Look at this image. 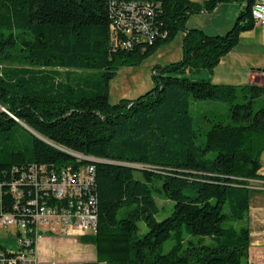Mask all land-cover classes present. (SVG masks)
Listing matches in <instances>:
<instances>
[{
    "label": "trees",
    "instance_id": "obj_1",
    "mask_svg": "<svg viewBox=\"0 0 264 264\" xmlns=\"http://www.w3.org/2000/svg\"><path fill=\"white\" fill-rule=\"evenodd\" d=\"M117 1L154 4L158 35L115 48ZM227 2L240 12L226 34L187 27L192 14ZM255 2L0 0V183L32 165L95 168L96 231L79 240L97 246L96 260L40 264H249L251 181H264V85L217 84L212 75L255 27ZM179 31L183 58L157 68L146 93L112 104L119 66ZM202 71L209 77L192 78ZM204 100L224 102L227 113L193 114L192 103ZM157 195L172 204L162 220ZM10 201L4 195L5 210ZM119 239L128 241L126 259L113 255Z\"/></svg>",
    "mask_w": 264,
    "mask_h": 264
},
{
    "label": "built area",
    "instance_id": "obj_2",
    "mask_svg": "<svg viewBox=\"0 0 264 264\" xmlns=\"http://www.w3.org/2000/svg\"><path fill=\"white\" fill-rule=\"evenodd\" d=\"M115 2H113L114 4ZM111 25L115 48H131L135 41L158 35L152 3L118 2ZM256 24L264 25V0L252 8ZM79 160L88 159L78 154ZM94 165L50 168L27 167L8 186L0 183V230L7 244H0V264H40L38 243L44 235L80 238L96 231L98 209L94 195ZM4 195L12 207L4 209Z\"/></svg>",
    "mask_w": 264,
    "mask_h": 264
},
{
    "label": "rangeland",
    "instance_id": "obj_3",
    "mask_svg": "<svg viewBox=\"0 0 264 264\" xmlns=\"http://www.w3.org/2000/svg\"><path fill=\"white\" fill-rule=\"evenodd\" d=\"M197 2H203L204 0H193ZM240 12V6L236 2L223 3L220 8L213 12L194 13L187 21L188 28H198L204 30L209 35H224L235 24L238 14ZM256 28L253 33H246L245 43L249 47L262 48V41L264 39V25L256 24ZM184 37L185 32L179 31L176 36L169 42L161 45L156 50L152 51L145 57L133 56L126 62L121 64L117 69L115 76L111 79L109 84V100L112 104L118 103L122 99H136L142 94L152 89L156 80L154 78V71L159 67H164L173 62L180 61L184 55ZM254 41L251 43V41ZM244 52V50H242ZM245 52H253L245 50ZM260 54H264V51H259ZM259 65H264V62H258ZM246 67V68H244ZM252 64L239 65V72L244 73L247 70H251ZM261 76L256 77V82L264 85V73H259ZM263 75V76H262ZM209 74L206 71H202L197 75H193V79L208 78ZM251 81L243 83L249 84ZM235 85V84H234ZM240 85V84H238ZM228 106L224 102L216 101H197L191 105V111L193 114L200 110L212 111L224 115L227 113ZM210 117L212 115H209ZM262 170L264 174V153L261 156ZM138 175V174H137ZM252 187L256 189L250 198V212L248 215V223L251 229V241L252 247L258 256V261L255 263H264V257L262 252L264 251V181L254 180L251 181ZM157 202L160 206L161 213L158 215V219L162 220L170 215L171 202L161 195L156 196ZM240 225V224H239ZM148 231V227L145 222L139 223V235H143ZM6 231L0 230V244H7ZM46 247V252L43 253L45 259L56 261L59 259H65L71 257L72 260L75 255L82 254L84 251H80L71 241L79 240L74 237H63L55 234H48L43 236ZM64 238L70 239L69 242L62 241ZM80 241V240H79ZM41 244V241H39ZM82 245H85L81 243ZM113 255L115 258H128L129 247L126 239L114 240L112 243ZM92 248H87L95 253L97 258V246L90 244ZM172 246V241H167L164 245L163 252H167ZM41 255V254H40ZM106 264V262H102Z\"/></svg>",
    "mask_w": 264,
    "mask_h": 264
},
{
    "label": "crops",
    "instance_id": "obj_4",
    "mask_svg": "<svg viewBox=\"0 0 264 264\" xmlns=\"http://www.w3.org/2000/svg\"><path fill=\"white\" fill-rule=\"evenodd\" d=\"M223 4V3H222ZM220 4L218 8L222 5ZM257 25L251 30L242 32L240 35V41L239 44L233 48L231 52H229L227 55L222 57L219 64L215 67L212 80L214 83L217 84H243L245 82H248L249 80L251 82L263 85L261 83L256 82V77L261 76L259 73H264V65H259L258 62H264V54H260L259 51H264V39L262 41V48L258 47H249L248 44L245 43L243 39L247 38L245 35L246 33H253ZM251 41V40H250ZM254 41H251L253 43ZM244 50V52L242 51ZM245 50L253 51V52H245ZM241 64H252L251 70H247L244 73L239 72V65ZM246 68V67H244ZM263 76V75H262ZM39 241H41V244L38 243V258L41 263H47V262H77V261H93L96 260V255L91 250H87V248H92L90 244L82 245L79 240L71 241L72 244L75 245L80 251H84L82 254H78L72 257H75L72 260H66L71 259V257H67L65 259H59L56 261H52L49 259H45L43 257V253L46 252L45 242L44 238H41ZM63 242H69L70 239L64 238L62 240ZM41 254V255H40ZM262 257H264V251L262 252ZM257 253L255 252L254 248L252 247V241L250 246V259L249 264H264V263H255V261H258Z\"/></svg>",
    "mask_w": 264,
    "mask_h": 264
},
{
    "label": "water",
    "instance_id": "obj_5",
    "mask_svg": "<svg viewBox=\"0 0 264 264\" xmlns=\"http://www.w3.org/2000/svg\"><path fill=\"white\" fill-rule=\"evenodd\" d=\"M2 109L4 110V111H7L4 107H2ZM37 136H39V135H37ZM40 137V136H39ZM42 138V137H41ZM44 139V138H43ZM47 141V140H46ZM63 150H65V149H63ZM68 154H70V155H72L73 157H77L78 156V154L77 153H74V152H72V151H68V150H65Z\"/></svg>",
    "mask_w": 264,
    "mask_h": 264
}]
</instances>
